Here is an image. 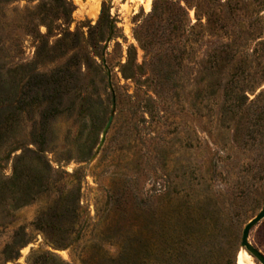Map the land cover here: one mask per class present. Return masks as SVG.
Here are the masks:
<instances>
[{
  "label": "rangeland",
  "instance_id": "rangeland-1",
  "mask_svg": "<svg viewBox=\"0 0 264 264\" xmlns=\"http://www.w3.org/2000/svg\"><path fill=\"white\" fill-rule=\"evenodd\" d=\"M263 204L264 0H0V264H261Z\"/></svg>",
  "mask_w": 264,
  "mask_h": 264
},
{
  "label": "water",
  "instance_id": "water-1",
  "mask_svg": "<svg viewBox=\"0 0 264 264\" xmlns=\"http://www.w3.org/2000/svg\"><path fill=\"white\" fill-rule=\"evenodd\" d=\"M263 218L264 204L261 209L244 225L240 240V245L245 248L252 256H254L261 264H264V255L249 241V232Z\"/></svg>",
  "mask_w": 264,
  "mask_h": 264
}]
</instances>
